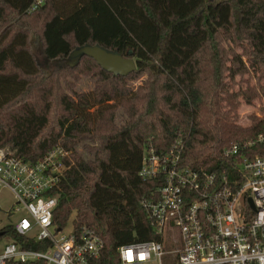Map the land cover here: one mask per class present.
Here are the masks:
<instances>
[{
  "label": "trees",
  "instance_id": "trees-1",
  "mask_svg": "<svg viewBox=\"0 0 264 264\" xmlns=\"http://www.w3.org/2000/svg\"><path fill=\"white\" fill-rule=\"evenodd\" d=\"M36 1L0 0V147L26 161L57 145L71 150L55 221L93 228L105 240L101 264H120L119 247L161 240L142 205L161 185L139 175L148 145L166 151L182 139L183 165L223 171L232 165L226 148L264 133V115L249 127L236 122L240 99L264 98V0H43L31 11ZM219 34L213 56L178 74ZM85 44L132 57L137 68L115 76L87 55L71 66L70 54ZM246 74L256 82L234 88ZM83 75L96 77L90 92L76 90ZM142 76L134 91L129 81ZM119 106L127 117L117 125ZM247 153L264 154V144ZM0 231L23 242L10 225Z\"/></svg>",
  "mask_w": 264,
  "mask_h": 264
},
{
  "label": "built area",
  "instance_id": "built-area-1",
  "mask_svg": "<svg viewBox=\"0 0 264 264\" xmlns=\"http://www.w3.org/2000/svg\"><path fill=\"white\" fill-rule=\"evenodd\" d=\"M42 3L37 0L30 10ZM261 144L264 133L226 148L232 165L223 171L183 165L182 139L166 151L148 145L139 175L161 185L142 205L161 240L119 247L120 264H264V154L247 153ZM71 153L57 145L26 161L0 147V188L14 195L10 213L17 216L9 225L23 238L4 243L0 264H101L105 240L96 230L55 221V191ZM32 243L43 248L25 247Z\"/></svg>",
  "mask_w": 264,
  "mask_h": 264
},
{
  "label": "rangeland",
  "instance_id": "rangeland-1",
  "mask_svg": "<svg viewBox=\"0 0 264 264\" xmlns=\"http://www.w3.org/2000/svg\"><path fill=\"white\" fill-rule=\"evenodd\" d=\"M218 1L221 0H206L207 3H216ZM221 40V35H217L216 37H214V39L211 40L210 43H208L207 45H205L201 51L195 56V58L193 59L192 62H190L189 64H187L184 68H182L180 70V72H178V74L182 75V74H193L195 73V71L198 70L199 66L204 63L206 60H208L211 56L214 55L217 45L219 43V41ZM247 43V41H245ZM224 47H232L233 49H235L237 52H239V54H244V50L241 46L230 43V42H224L222 44ZM33 46L36 52V55L38 57V59L42 62L45 63L44 58L42 57L41 53L39 52V50H37V43H36V39H33ZM248 58L247 55H244V59L246 60ZM68 80L74 81L75 79L73 78V76L69 75L67 76ZM145 78V76H142L140 78L137 79H131L129 81V86L130 88H132L134 91L137 89L138 85L141 84L142 80ZM95 80L96 77L89 75H83L81 76V79L76 82V90L79 91H83V92H90L94 87H95ZM256 82V79L253 77L252 74H246L244 76H238L236 79V83L234 85V88L239 89L240 87H246L249 84H254ZM205 83H203L204 85ZM68 93H71V89L67 90ZM241 100V105L238 108L237 111V115H236V122L240 125H242L243 127H249L252 124V116H262L264 115L262 109L264 108V98H257L254 100V103L249 105L247 104L243 99ZM97 109V106L92 108L91 111H95ZM243 111V112H242ZM244 113V114H243ZM116 116H115V124L119 125L122 124L127 115H125V110L122 106H119V108L116 111ZM56 128V121L55 119H52L51 124H50V128ZM57 130V129H56ZM7 148H9L8 146H6ZM78 150H80L85 157H90L91 154L82 146L78 147ZM14 202V195L12 194V192L7 189V188H0V207L2 209V212L0 214V230L4 227L9 225L11 222H14L17 219V216H13L10 213V210L12 208V204ZM71 225V223H69ZM8 237H2V239H0V249L2 248V246L4 245V243L6 241H8Z\"/></svg>",
  "mask_w": 264,
  "mask_h": 264
},
{
  "label": "water",
  "instance_id": "water-1",
  "mask_svg": "<svg viewBox=\"0 0 264 264\" xmlns=\"http://www.w3.org/2000/svg\"><path fill=\"white\" fill-rule=\"evenodd\" d=\"M84 55L94 58L104 70L113 73L115 76H127L137 68L134 58L125 57L118 51L109 50L99 44H85L77 47L70 54L69 64L71 66L77 65ZM3 235L4 232L0 231V237Z\"/></svg>",
  "mask_w": 264,
  "mask_h": 264
}]
</instances>
